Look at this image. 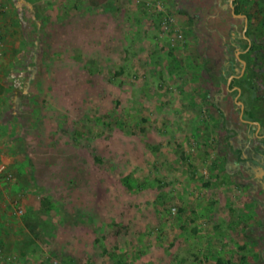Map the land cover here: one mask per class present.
Masks as SVG:
<instances>
[{
  "label": "rangeland",
  "instance_id": "374dc122",
  "mask_svg": "<svg viewBox=\"0 0 264 264\" xmlns=\"http://www.w3.org/2000/svg\"><path fill=\"white\" fill-rule=\"evenodd\" d=\"M228 3L0 0V83L25 89L0 91V264H264ZM236 9L264 28V0Z\"/></svg>",
  "mask_w": 264,
  "mask_h": 264
},
{
  "label": "trees",
  "instance_id": "16d2710c",
  "mask_svg": "<svg viewBox=\"0 0 264 264\" xmlns=\"http://www.w3.org/2000/svg\"><path fill=\"white\" fill-rule=\"evenodd\" d=\"M233 5L235 7L236 0ZM238 14L237 9L234 10ZM244 35L250 48L241 55L245 59L244 72L232 77L228 86L239 88L240 101L245 109L244 119L264 127V28L249 26ZM244 42V41H243Z\"/></svg>",
  "mask_w": 264,
  "mask_h": 264
},
{
  "label": "flooded vegetation",
  "instance_id": "af4514ba",
  "mask_svg": "<svg viewBox=\"0 0 264 264\" xmlns=\"http://www.w3.org/2000/svg\"><path fill=\"white\" fill-rule=\"evenodd\" d=\"M230 1V0H229ZM234 0H232L231 1V5H232V9H231V7L229 6V3H228V6H229V8L231 9L230 11H231V15L232 14H234V15H240V14H235L234 13V10H236V4H235V7H234V5H233V2ZM233 16V15H232ZM244 16V15H243ZM233 17H235V16H233ZM239 18H241V17H239ZM244 18H245V20L243 19V21H244V25H243V27H242V29L240 30V35L238 36V34H236V33H230L229 35H230V37H231V39H232V43H233V54H235V58L237 59V61H242L243 63H244V66H243V70H242V72H241V69H242V64L240 63V61H239V70H237V72L235 71V72H233L231 75H229V77H230V79L232 78V77H239V76H241L242 74H243V72H244V69H245V65H246V62H245V59H243L242 57H241V55L242 54H244L246 51H248L249 50V48H250V43L249 42H247L248 41V38L244 35V33H245V31L247 30V28L249 27V25L247 24V19H246V17L244 16ZM244 41V42H243ZM235 42V43H234ZM241 43H244V45H241ZM234 48H236V49H234ZM229 79V80H230ZM229 83V82H228ZM226 85V84H225ZM226 90L227 91H233L234 93H235V95L237 96V99H236V101H235V103L236 102H240L241 103V101H240V96H239V88H237V87H229L228 86V84L226 85ZM236 96L234 97V99L236 98ZM241 109H240V107L238 106L237 107V109H238V114H239V117H240V119H241V121L242 122H245V123H247V124H254L255 125V123H253V122H250V121H248V120H246V119H244L243 117H245V109H244V107H243V105H242V103H241ZM255 127L257 128V129H264V127L263 128H260L258 125H255Z\"/></svg>",
  "mask_w": 264,
  "mask_h": 264
},
{
  "label": "crops",
  "instance_id": "0c3cea01",
  "mask_svg": "<svg viewBox=\"0 0 264 264\" xmlns=\"http://www.w3.org/2000/svg\"><path fill=\"white\" fill-rule=\"evenodd\" d=\"M12 24V28H13V23H11ZM0 27H2L3 28V26H1V24H0ZM6 27H7V30L9 29V25H8V23L6 24ZM9 34H10V31L8 32ZM8 34V35H9ZM7 35V37H9ZM10 39V38H9ZM6 75L5 77H7V78H10V79H12L13 81H15V79H17L16 78V76H20V73L19 74H17L16 75V73H12V72H6V73H1L0 72V78H1V76L2 75ZM13 77H15V78H13ZM230 78V77H229ZM228 78V79H229ZM228 79H227V81H228ZM18 80V79H17ZM0 81H1V79H0ZM227 81H226V85H227ZM226 85H225V87H226ZM24 90L25 89H23L22 90V84L21 83H14L13 82V84L12 83H7L6 85L4 84V83H0V91L2 92V94H4L5 93V91L7 92V95L9 94L10 96H9V100L11 101V99H13L11 102H15L16 100H15V98L21 93V91H23V93H25L24 92ZM1 94V95H2ZM17 94V95H16ZM8 100V99H7ZM15 100V101H14ZM11 104V103H10ZM3 105V103L1 102V99H0V107ZM9 110H11V109H9ZM0 122H2V125L3 124H5V123H9V122H11V120H10V118L8 119V118H5V119H2V120H0ZM0 125H1V123H0ZM0 161H1V163H3V164H5L6 162L3 160V158L2 157H0ZM9 161V160H8Z\"/></svg>",
  "mask_w": 264,
  "mask_h": 264
},
{
  "label": "water",
  "instance_id": "95a60500",
  "mask_svg": "<svg viewBox=\"0 0 264 264\" xmlns=\"http://www.w3.org/2000/svg\"><path fill=\"white\" fill-rule=\"evenodd\" d=\"M231 1L232 0H230L229 1V6L231 7V9H232V5H231ZM233 16H235V17H241V18H243L244 20H245V18H244V16L243 15H234V14H232ZM240 61V60H239ZM240 63L242 64V69H241V72H242V70H243V66H244V63L242 62V61H240ZM230 79V78H229ZM229 79H228V81H227V84H228V82H229ZM236 104L240 107V109H241V103L240 102H236ZM255 125H257L256 123H255Z\"/></svg>",
  "mask_w": 264,
  "mask_h": 264
},
{
  "label": "built area",
  "instance_id": "2783aa9c",
  "mask_svg": "<svg viewBox=\"0 0 264 264\" xmlns=\"http://www.w3.org/2000/svg\"><path fill=\"white\" fill-rule=\"evenodd\" d=\"M4 167L2 165H0V170H2ZM20 213V211H18Z\"/></svg>",
  "mask_w": 264,
  "mask_h": 264
}]
</instances>
